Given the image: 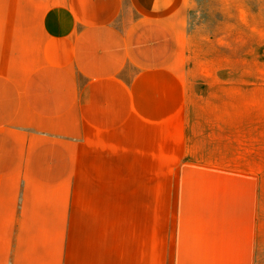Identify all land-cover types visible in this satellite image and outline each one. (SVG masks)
<instances>
[{
  "label": "crops",
  "instance_id": "obj_1",
  "mask_svg": "<svg viewBox=\"0 0 264 264\" xmlns=\"http://www.w3.org/2000/svg\"><path fill=\"white\" fill-rule=\"evenodd\" d=\"M191 0H0V264H260L259 180L197 158Z\"/></svg>",
  "mask_w": 264,
  "mask_h": 264
},
{
  "label": "rangeland",
  "instance_id": "obj_2",
  "mask_svg": "<svg viewBox=\"0 0 264 264\" xmlns=\"http://www.w3.org/2000/svg\"><path fill=\"white\" fill-rule=\"evenodd\" d=\"M186 76L197 158L258 176L264 264V0H191Z\"/></svg>",
  "mask_w": 264,
  "mask_h": 264
}]
</instances>
